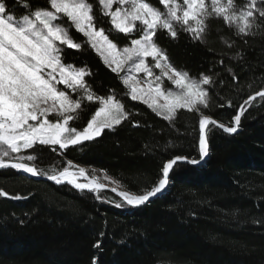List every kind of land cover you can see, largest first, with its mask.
<instances>
[{"label": "trees", "instance_id": "trees-1", "mask_svg": "<svg viewBox=\"0 0 264 264\" xmlns=\"http://www.w3.org/2000/svg\"><path fill=\"white\" fill-rule=\"evenodd\" d=\"M89 2L96 27H103L110 40L126 46L139 37V32L111 30L110 17L100 14L97 0ZM147 2L162 7L157 0ZM32 6L47 7L48 0H34ZM22 12L18 8L17 16ZM206 23L202 41L176 26L178 38L158 29L156 42L177 70L195 79L202 74L213 78L206 86L210 107L201 106V111L232 126L244 101L264 90V19L255 17L252 34H238L222 18ZM70 35L83 47L66 49L63 63L89 70L84 79L92 91L104 97L115 94L132 119L84 147L24 150L18 155L36 159L14 161L48 176L76 166L96 169L120 189L140 195L158 183L170 159L200 158L198 113L179 110L169 122L143 102L130 100L121 75L107 67L82 35L71 29ZM99 106L85 102L70 126L84 128ZM244 109L235 134L208 126L206 164L176 166L167 190L138 208L110 191L82 192L69 183L0 169V190L9 193L0 197V264H264V99ZM135 123L139 126L133 127ZM118 203L123 206L116 207Z\"/></svg>", "mask_w": 264, "mask_h": 264}, {"label": "snow or ice", "instance_id": "snow-or-ice-1", "mask_svg": "<svg viewBox=\"0 0 264 264\" xmlns=\"http://www.w3.org/2000/svg\"><path fill=\"white\" fill-rule=\"evenodd\" d=\"M157 2L164 11L147 0H97L100 14L110 17L111 30L126 35L142 33L139 38L130 40V46L119 49L103 27H96L94 7L89 0H48V6L44 8H34V0H0V169L11 168L32 177H46L56 184L69 183L82 192L98 193L105 188L95 178L89 183L77 182V174L68 168L58 175L48 176L35 166L12 162L36 159L33 155H18L23 150L84 147L86 142H94L101 137L105 130L112 131L122 122L132 119L115 94L104 97L92 91L84 79L91 75L89 70L63 63L62 53L66 49L80 51L83 47L72 38L70 29L85 38L112 72L126 73L121 82L130 86L128 95L131 100L142 101L169 122L176 118L179 110L195 112L201 117L200 158L175 156L163 166V178L150 190L140 195L120 191L118 195L123 204L138 208L162 195L171 184L170 174L180 164H206L210 156L206 133L209 125L228 134L238 132L245 111L243 105L234 116L232 126L217 124L214 119L203 115L201 106L204 109L210 107V93L203 86L212 85L213 78L202 74L199 80L191 79L187 72L173 67L166 51L156 42L157 30L166 31L170 38L176 39V26L179 25L193 38L202 41L206 21L217 17L229 25L234 24L238 34H252L255 17L264 19V9L256 7L258 2L264 4V0H248L242 8H238L234 0H226L225 3L221 0H210V3L206 0ZM114 4L119 5L115 10ZM18 8L23 10L19 16ZM65 20L69 27H64L61 22ZM137 22L140 23L139 28ZM148 58L152 60L151 65ZM219 63L223 64V60ZM153 69H158L160 75H155ZM139 73L146 78L144 87L139 86ZM165 78L179 91L165 90L162 87ZM256 97L264 99V90L249 96L244 104H250ZM85 102H98L100 106L87 120L86 126L78 130L70 126V122L79 119ZM137 126L138 123L133 124V127ZM68 164L71 166V162ZM79 175L86 176V170L79 168ZM111 191L116 192L117 189L112 188ZM0 197L7 198L9 193L0 190ZM96 198L99 199V195ZM123 204L118 203L116 207Z\"/></svg>", "mask_w": 264, "mask_h": 264}, {"label": "rangeland", "instance_id": "rangeland-1", "mask_svg": "<svg viewBox=\"0 0 264 264\" xmlns=\"http://www.w3.org/2000/svg\"><path fill=\"white\" fill-rule=\"evenodd\" d=\"M238 1H241V2H238V3H240V4H238L237 2H236V0H234V3L236 4V6L238 7V8H242V7H244L247 3H248V0H238ZM177 2L178 3H183V0H177ZM221 2L222 3H225L226 2V0H221ZM206 3H210V0H206ZM259 3V2H258ZM258 3H257V5H256V7L257 8H259V5H258ZM117 7H119V5L118 4H114L113 5V10H115ZM160 10L161 11H164V8L163 7H161L160 8ZM62 23H63V25H64V27H69V24L67 23V21L65 20V21H61ZM232 25H234V24H232ZM177 26H179V25H177ZM235 26V25H234ZM140 27V23L139 22H137V28H139ZM140 33V35L142 34L141 32H139ZM139 35V36H140ZM139 38V37H138ZM112 41V40H111ZM115 43V42H114ZM116 45H117V47L119 48V49H122L123 47H126V46H130V44H128V45H126V46H120V45H118L117 43H115ZM148 63L151 65L152 64V60H151V58H148ZM76 68V67H75ZM153 71H154V73H155V75H160V71L158 70V69H153ZM179 71H181V70H179ZM181 72H184V71H181ZM126 73H120V75H121V77H123L124 75H125ZM190 77V76H189ZM137 78H138V80H139V86H141V87H144V86H146V78H145V76H144V74L143 73H139V74H137ZM191 79H195V78H192V77H190ZM200 78H197L196 80H199ZM162 87L165 89V90H172V91H179V89L178 88H175L173 85H171L168 81H167V79L165 78L164 79V83H163V85H162ZM204 88H206V86H203ZM126 88H127V90H128V92L130 91V86H126ZM128 94V93H127ZM129 96V95H128ZM130 99V98H129ZM131 100V99H130ZM142 102V101H141ZM148 106V105H147ZM246 106V105H245ZM244 106V107H245ZM239 131V130H238ZM24 151V150H23ZM7 159V158H6ZM12 162H17V161H12ZM79 166H76V168H72V169H69V170H75V169H77L78 171H79ZM81 168H84L85 170H86V176H80L79 174H77V176L75 177L76 179H77V182H79V183H89V180L90 179H93V178H95L96 179V182L97 183H100V184H104L106 187H110V188H116L117 190H122V189H120V187L118 186V184H117V182L116 183H113V180L111 179V178H109L108 176H106L103 172H101V171H99V170H96V169H90V168H87V167H81ZM88 172H91V175L92 176H89V174H88ZM84 178L87 180H84ZM162 178H163V176H162ZM101 191H103V190H101ZM107 192V191H106ZM113 193V192H112Z\"/></svg>", "mask_w": 264, "mask_h": 264}, {"label": "water", "instance_id": "water-1", "mask_svg": "<svg viewBox=\"0 0 264 264\" xmlns=\"http://www.w3.org/2000/svg\"><path fill=\"white\" fill-rule=\"evenodd\" d=\"M257 98H260V97H256V99ZM243 105V107L246 105V104H242ZM212 119V118H211ZM217 124H220V123H218V122H216ZM239 130V129H238ZM70 172H73V173H76V174H79V171L77 170V169H75V170H69ZM170 172H171V170H170ZM58 175V174H57ZM38 179H41V180H44V181H48V182H53V181H51V180H49V179H47L46 177H37ZM92 179H90L89 180V182L91 181ZM53 183H55V182H53ZM111 189L112 188H110V187H106L105 186V188L104 189H102L103 191H110V192H113V191H111ZM120 191H125V192H128L130 195H136V194H134V193H131V192H129V191H127V190H117L116 192H113L114 194H116V195H118V193L120 192ZM119 196V195H118ZM159 196V195H158ZM157 196V197H158ZM120 197V196H119ZM157 197H155V198H157ZM155 198H152V200L153 199H155Z\"/></svg>", "mask_w": 264, "mask_h": 264}]
</instances>
